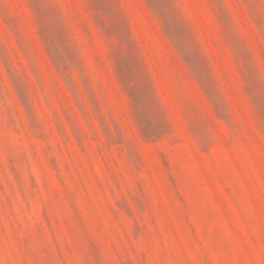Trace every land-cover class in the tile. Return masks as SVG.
I'll list each match as a JSON object with an SVG mask.
<instances>
[{"label": "rangeland", "instance_id": "rangeland-1", "mask_svg": "<svg viewBox=\"0 0 264 264\" xmlns=\"http://www.w3.org/2000/svg\"><path fill=\"white\" fill-rule=\"evenodd\" d=\"M0 264H264V0H0Z\"/></svg>", "mask_w": 264, "mask_h": 264}]
</instances>
